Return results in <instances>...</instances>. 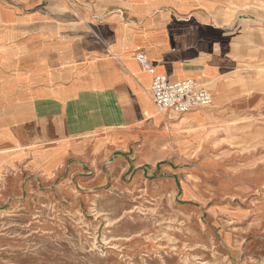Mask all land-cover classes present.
<instances>
[{
  "label": "crops",
  "instance_id": "obj_1",
  "mask_svg": "<svg viewBox=\"0 0 264 264\" xmlns=\"http://www.w3.org/2000/svg\"><path fill=\"white\" fill-rule=\"evenodd\" d=\"M235 4L0 0V171H27L26 180H50L65 171L71 179L92 175L83 182L91 187L109 184L107 176L118 184L126 173L131 187L157 189L167 187L151 179L161 178L160 167L175 174L179 165H188L179 159L206 158L201 152L215 143L222 126L251 116L264 124V92L236 76L239 66L252 64L254 39L264 50V20L246 19ZM139 53L148 56L153 74L143 71ZM158 74L198 81L210 91L213 106L179 121L169 113L162 119L150 97ZM167 125L171 132L196 130L182 157L164 151ZM184 184L191 189L188 198ZM223 184L212 178L194 188L185 179L183 197L209 204L226 191ZM234 189L235 197L247 194ZM233 218L264 233L263 206L238 204Z\"/></svg>",
  "mask_w": 264,
  "mask_h": 264
},
{
  "label": "rangeland",
  "instance_id": "obj_2",
  "mask_svg": "<svg viewBox=\"0 0 264 264\" xmlns=\"http://www.w3.org/2000/svg\"><path fill=\"white\" fill-rule=\"evenodd\" d=\"M232 7L246 19L264 20V0H237ZM257 41L252 64L239 66L236 76L264 92V50ZM259 123L251 116L222 126L215 143L201 152L206 158L179 159L188 165H179L175 174L160 167L161 178L151 179L164 180L167 187L157 189L131 187L126 173L119 185L107 176L109 184L91 187L83 182L92 175L71 179L65 171L50 180H26L27 171H0V264H264V233L233 218L238 204L264 207V124ZM167 126L164 151L182 157L196 130L171 132ZM186 167L187 173L179 172ZM212 178L226 183V191L211 195L209 204L184 199L191 189L184 184L183 197V180L202 188ZM234 187L247 194L235 197Z\"/></svg>",
  "mask_w": 264,
  "mask_h": 264
},
{
  "label": "built area",
  "instance_id": "obj_3",
  "mask_svg": "<svg viewBox=\"0 0 264 264\" xmlns=\"http://www.w3.org/2000/svg\"><path fill=\"white\" fill-rule=\"evenodd\" d=\"M144 72L153 74L154 69L144 53L136 56ZM150 97L160 113L182 116L212 104L210 91L195 80L175 81L165 74L155 75L150 87Z\"/></svg>",
  "mask_w": 264,
  "mask_h": 264
},
{
  "label": "bare ground",
  "instance_id": "obj_4",
  "mask_svg": "<svg viewBox=\"0 0 264 264\" xmlns=\"http://www.w3.org/2000/svg\"><path fill=\"white\" fill-rule=\"evenodd\" d=\"M212 104H213V101H212ZM212 104L210 105V107L212 106ZM210 107H208V108H210ZM201 110V109H200ZM166 116V115H165Z\"/></svg>",
  "mask_w": 264,
  "mask_h": 264
}]
</instances>
